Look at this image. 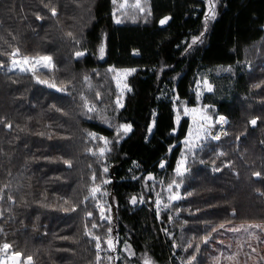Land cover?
<instances>
[{
	"label": "trees",
	"instance_id": "trees-1",
	"mask_svg": "<svg viewBox=\"0 0 264 264\" xmlns=\"http://www.w3.org/2000/svg\"><path fill=\"white\" fill-rule=\"evenodd\" d=\"M142 8L117 23L114 0H0V249L31 264H215L230 228L264 225V0ZM42 56L51 69L26 68ZM114 70L133 72L123 106ZM202 75L228 135L181 177L190 121L175 107L197 105ZM259 233L257 262L240 264H264Z\"/></svg>",
	"mask_w": 264,
	"mask_h": 264
},
{
	"label": "rangeland",
	"instance_id": "rangeland-1",
	"mask_svg": "<svg viewBox=\"0 0 264 264\" xmlns=\"http://www.w3.org/2000/svg\"><path fill=\"white\" fill-rule=\"evenodd\" d=\"M116 4V21L119 20L121 23L122 17L124 14L127 13L128 10L133 9L136 7L137 3L142 8V5L146 0H114ZM45 61H42L39 59L37 60H30L29 63H27V67L30 70L36 71V70H44V69H51L53 66V62H51L50 65L45 67ZM24 68V69H26ZM133 74L132 70H114V77L116 84L119 88L120 92V98L118 99V103L120 106H123L124 98L129 91V87L127 85L128 77ZM205 81L208 82V84H211L212 91H207V86L205 84ZM196 91L198 96L197 105L191 106V105H184L183 108L175 107L176 114H177V125L179 126L181 124V121L186 118L190 121V129L188 132V136L183 142L184 146V153L181 157V160H184V165L181 168V171H183V177L187 173V166L189 164V161L195 156L196 152L200 150L201 148L205 147L209 141L205 138L206 134L210 131L211 125H215L218 123V116L214 117V114L210 112L211 108H213L212 105V97L216 95V90L214 85L210 80L205 78V76L202 75L200 79L196 82ZM59 91V89L57 88ZM176 99H174L175 101ZM212 101V102H211ZM195 109L196 111H193ZM210 117L211 120H205L202 117ZM218 117V118H217ZM226 118L227 126H228V118ZM256 125V124H255ZM253 125V126H255ZM125 127V126H124ZM131 130V128H130ZM213 143V141H211ZM215 143V142H214ZM192 145H196L195 147H192ZM108 150V147L105 148V151ZM180 160V162H181ZM180 162L178 167H180ZM166 173V172H165ZM180 176V175H178ZM151 177L150 180H154L153 175H149L148 178ZM177 184L175 185V187ZM178 191H173L172 187L168 188V195L167 196V202H165L166 199L163 200V197L158 199L157 202V212L160 215V212L165 208H170L172 203H177L182 199V194L180 192L181 186L179 185ZM97 189V188H96ZM99 191L95 192V196L101 191L100 188H98ZM178 196L179 199H172L171 197ZM106 211V209L103 208V212ZM259 225L260 227H254ZM264 225L260 224H252V225H239L234 228H230L229 231H227L224 234V237L227 239V243H223V248L220 252V254L216 258L215 264H240V259L243 258H253L255 262H257L258 258L255 256L256 250L254 249V246L256 243H258L261 239V235L259 231H264ZM238 229V231H236ZM14 252H11L10 249L5 251L3 248L0 249V264H16L18 261V264H31L32 261L23 260L22 256L13 259ZM149 264H154L152 260L148 261ZM157 264V263H156Z\"/></svg>",
	"mask_w": 264,
	"mask_h": 264
},
{
	"label": "snow or ice",
	"instance_id": "snow-or-ice-1",
	"mask_svg": "<svg viewBox=\"0 0 264 264\" xmlns=\"http://www.w3.org/2000/svg\"><path fill=\"white\" fill-rule=\"evenodd\" d=\"M136 7H137V8H140V11H141V12L144 11V9L141 8L140 5H139L138 3H137V5H136ZM51 12H52V15H53V16H55V15L57 14L55 8L51 9ZM211 13H212V10L210 9V14H211ZM37 18L39 19V17H37ZM167 19H168V18H165L164 20H161L160 23H161V24L166 23V22H167ZM119 22H120V21L117 20V23H119ZM69 35H71V33H69ZM193 43H196V41H193ZM100 51H101V53H103V51H104L103 48H101ZM16 54H17V53H13V55H16ZM75 55H76L77 57H81V56L85 55V53H84V52H76ZM40 60L45 61V62H46V63H45V67H47L48 65L51 64V62H52V57H50V56H42V57H40ZM24 62H25V63L28 62L27 58H25V61H24ZM16 63H18V61H14V65H15ZM20 71H26V69L21 68ZM86 79H87V77H86ZM40 82H41V83H47V81H40ZM205 84H206V86H207V91L211 92V91H212V86H211V84H208L207 81H205ZM49 86H50V87H55L54 84H50ZM197 95L199 96L200 94L198 93ZM89 110L91 111L92 109H89ZM193 111H196V110L193 109ZM202 118L205 119V120H209V121L211 120V118H210V117H207V116L202 117ZM219 122H220V123H225L226 121H225L224 117H220ZM250 123H251L252 125H255V124L257 123V121H256V120H252ZM9 127H10V125H9ZM123 130H124V132H128V131H130V126H125ZM212 139L219 140V139H220V136H219V135L212 136ZM105 143H107V142H105ZM195 146H196V145H192V147H195ZM104 152H105V149H104V148H101V149H100V155L102 156V155L104 154ZM66 163H69V166H71V165H70V162H67V161H66ZM184 163H185L184 160H181V162H180V167H178L177 170H176L177 175L182 176V175L184 174L183 171H181V168L183 167ZM162 166H163V165H162ZM104 171H107V168H105ZM254 175L257 176V177H260V176H261V173L257 172V173H255ZM149 179H151V177H149ZM106 182H107V181H106ZM177 187H179V185H177ZM97 191H99L98 188H97V189H93V194H95V192H97ZM171 198H172V199H179L180 197H178V196H173V197H171ZM132 203H133V204L137 203L136 198H133ZM88 215L91 216L92 214H91V213H88ZM101 219H104V220L108 219L106 216H104V214H103V209L101 210ZM93 227H97V225L93 224ZM221 227H223V225H221ZM254 227H260V226L257 225V226H254ZM213 230H215V229H213ZM236 231H238V229H236ZM93 239H95V241H96V245H95V246H96L97 250H100V249H101V238H100L99 236H95V237H93ZM208 239H209L208 236H205V237L203 238V240H204L205 243L208 242ZM106 243L108 244L110 250H114V249H113V245H112V241H111V240L106 241ZM10 247H11V245H9V244H4V245H3V249H4L5 251H7ZM189 247H192V245H189ZM198 250H199V249H198V247H197V248H196V251H198ZM20 256H21V253L16 252V253L13 254V259L15 260V258L20 257ZM31 259H32V257H28V260H29V261H31ZM195 259H196V256L193 255V256L191 257V259L189 260L188 264H192V262H193ZM16 264H18V261L16 262ZM145 264H149V262L146 260V261H145Z\"/></svg>",
	"mask_w": 264,
	"mask_h": 264
},
{
	"label": "built area",
	"instance_id": "built-area-1",
	"mask_svg": "<svg viewBox=\"0 0 264 264\" xmlns=\"http://www.w3.org/2000/svg\"><path fill=\"white\" fill-rule=\"evenodd\" d=\"M220 117H224V119L226 121L225 116H219V118L217 120L218 123L215 124V125H211L210 131L205 136L206 139L214 141V142H218L219 140H222V139L227 137V135H228V132H227V121L225 123H220L219 122ZM215 135H219L220 139L219 140L212 139V136H215ZM160 166H161V168L163 170H165L167 168V162L166 161H162L160 163ZM101 251H102V249L98 250L99 253Z\"/></svg>",
	"mask_w": 264,
	"mask_h": 264
}]
</instances>
